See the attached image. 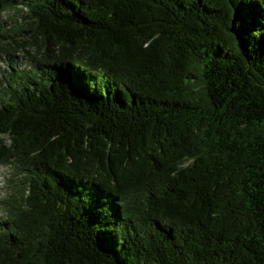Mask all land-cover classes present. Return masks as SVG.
I'll return each instance as SVG.
<instances>
[{
	"label": "trees",
	"instance_id": "16d2710c",
	"mask_svg": "<svg viewBox=\"0 0 264 264\" xmlns=\"http://www.w3.org/2000/svg\"><path fill=\"white\" fill-rule=\"evenodd\" d=\"M16 7L0 264H264V0Z\"/></svg>",
	"mask_w": 264,
	"mask_h": 264
},
{
	"label": "rangeland",
	"instance_id": "374dc122",
	"mask_svg": "<svg viewBox=\"0 0 264 264\" xmlns=\"http://www.w3.org/2000/svg\"><path fill=\"white\" fill-rule=\"evenodd\" d=\"M18 12L19 8L16 7L11 8L1 14L0 36L12 37L20 31L19 28L21 26L19 22V16L21 14ZM3 42H7V40ZM29 56L30 55H27L23 51H8L6 55L0 53V81L2 82L1 79L3 75H6L9 72H13L12 69L27 72L29 70ZM13 172V168L10 165L0 166V220L5 219L7 197L11 192V185L8 180L11 178Z\"/></svg>",
	"mask_w": 264,
	"mask_h": 264
}]
</instances>
